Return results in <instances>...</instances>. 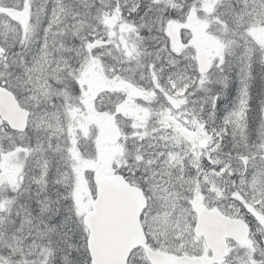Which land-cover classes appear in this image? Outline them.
<instances>
[{
	"label": "snow or ice",
	"instance_id": "snow-or-ice-1",
	"mask_svg": "<svg viewBox=\"0 0 264 264\" xmlns=\"http://www.w3.org/2000/svg\"><path fill=\"white\" fill-rule=\"evenodd\" d=\"M0 264H264V0H0Z\"/></svg>",
	"mask_w": 264,
	"mask_h": 264
}]
</instances>
